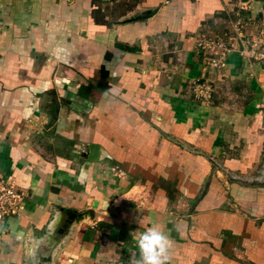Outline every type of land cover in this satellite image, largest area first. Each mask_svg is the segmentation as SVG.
Wrapping results in <instances>:
<instances>
[{
    "label": "crops",
    "instance_id": "0c3cea01",
    "mask_svg": "<svg viewBox=\"0 0 264 264\" xmlns=\"http://www.w3.org/2000/svg\"><path fill=\"white\" fill-rule=\"evenodd\" d=\"M247 2L259 16L263 0H0V176L25 197L0 264H131L152 223L170 264H264V63L209 73L196 46Z\"/></svg>",
    "mask_w": 264,
    "mask_h": 264
},
{
    "label": "built area",
    "instance_id": "2783aa9c",
    "mask_svg": "<svg viewBox=\"0 0 264 264\" xmlns=\"http://www.w3.org/2000/svg\"><path fill=\"white\" fill-rule=\"evenodd\" d=\"M250 4L240 3L228 24L225 36L202 34L197 49L204 54L205 67L211 72L222 71L230 55L237 53L242 59L264 63V0L259 16H254ZM214 92L212 80H198L192 85V93L199 101L208 102ZM24 194L16 190L11 178L0 176V223L22 212ZM106 264H125L114 259Z\"/></svg>",
    "mask_w": 264,
    "mask_h": 264
},
{
    "label": "clouds",
    "instance_id": "9594fccd",
    "mask_svg": "<svg viewBox=\"0 0 264 264\" xmlns=\"http://www.w3.org/2000/svg\"><path fill=\"white\" fill-rule=\"evenodd\" d=\"M58 57L66 52L64 48L56 49ZM138 259L131 264H170L173 241L165 231L156 223H152L136 236Z\"/></svg>",
    "mask_w": 264,
    "mask_h": 264
}]
</instances>
